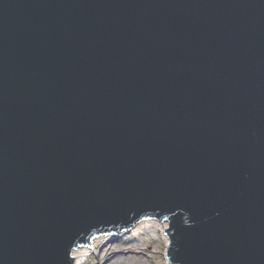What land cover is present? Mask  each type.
Returning <instances> with one entry per match:
<instances>
[{"label": "water", "instance_id": "95a60500", "mask_svg": "<svg viewBox=\"0 0 264 264\" xmlns=\"http://www.w3.org/2000/svg\"><path fill=\"white\" fill-rule=\"evenodd\" d=\"M149 219L264 264V0H0V264Z\"/></svg>", "mask_w": 264, "mask_h": 264}, {"label": "rangeland", "instance_id": "374dc122", "mask_svg": "<svg viewBox=\"0 0 264 264\" xmlns=\"http://www.w3.org/2000/svg\"><path fill=\"white\" fill-rule=\"evenodd\" d=\"M148 229L107 238L83 264H168L165 258L166 236L157 225Z\"/></svg>", "mask_w": 264, "mask_h": 264}, {"label": "bare ground", "instance_id": "6f19581e", "mask_svg": "<svg viewBox=\"0 0 264 264\" xmlns=\"http://www.w3.org/2000/svg\"><path fill=\"white\" fill-rule=\"evenodd\" d=\"M156 222L157 221L153 220V219L141 221L138 224H136V226L133 227L130 231L123 232L120 235H118L117 237H120L121 235H123V234L125 235L127 233H134L135 234L137 232H140V230H142V229H144L146 227L148 229V227H153V226H156V225L159 226L160 230L163 232V230L161 228V225L158 222L157 223ZM164 223H166V222H164ZM150 230H151V228L148 229V231H150ZM111 236H115V235L107 234V235H100V236L94 237L92 239L91 244L89 246L83 247V248H78L77 250L73 251L72 254H73V257L75 259L74 264H83L85 262L86 258L90 255V253L91 252L93 253V251H95V248H97L102 242H104L107 238L109 239V237H111ZM165 241H166V243H168L167 237H165Z\"/></svg>", "mask_w": 264, "mask_h": 264}]
</instances>
